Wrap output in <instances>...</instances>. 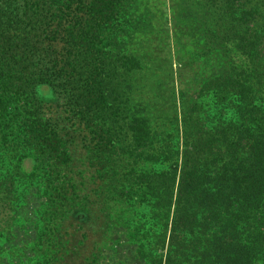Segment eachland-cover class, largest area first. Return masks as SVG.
Masks as SVG:
<instances>
[{
    "label": "trees",
    "instance_id": "16d2710c",
    "mask_svg": "<svg viewBox=\"0 0 264 264\" xmlns=\"http://www.w3.org/2000/svg\"><path fill=\"white\" fill-rule=\"evenodd\" d=\"M173 1L202 69L172 136L125 92L142 0H0V264H264V0Z\"/></svg>",
    "mask_w": 264,
    "mask_h": 264
},
{
    "label": "rangeland",
    "instance_id": "374dc122",
    "mask_svg": "<svg viewBox=\"0 0 264 264\" xmlns=\"http://www.w3.org/2000/svg\"><path fill=\"white\" fill-rule=\"evenodd\" d=\"M173 3V0H142L140 11L137 14V17L141 18V22L139 21L135 28L133 26L129 30L128 45L125 46L126 51L137 55L142 63V71L135 74L128 89L125 90L129 107L131 109H148V112L152 113L153 119L156 115L159 119L164 116L165 118L155 122L160 127L156 131L161 135L160 131L162 132L165 128L166 131H169L168 133H172V136L173 109H177L179 81L182 80L181 85L193 82L197 73L202 69V65L197 61L200 50L194 48L188 38L180 39L181 41L176 39L177 35L173 30ZM36 93L44 102L52 103L54 101L53 94L45 86L38 87ZM172 141V137L165 139L170 147ZM31 190L34 191V189ZM38 207L39 205L30 197L22 212V219L12 229L16 236L13 245H16L19 240L28 241L30 239L28 234L32 233ZM9 247V243L3 245L2 264L19 262L16 259L18 257L12 258L6 255L12 248ZM25 254L30 255L27 252ZM130 256L129 252L123 253L118 249L115 253L107 254L105 261L108 264H118L122 259H127L128 263L129 260L134 263ZM19 259L21 260V258ZM20 263L22 262L18 264Z\"/></svg>",
    "mask_w": 264,
    "mask_h": 264
}]
</instances>
